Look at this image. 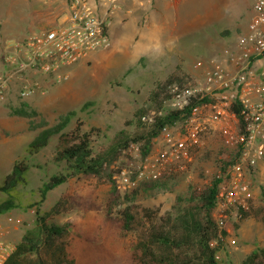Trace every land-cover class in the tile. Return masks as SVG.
I'll return each mask as SVG.
<instances>
[{"label":"rangeland","instance_id":"rangeland-1","mask_svg":"<svg viewBox=\"0 0 264 264\" xmlns=\"http://www.w3.org/2000/svg\"><path fill=\"white\" fill-rule=\"evenodd\" d=\"M252 2L129 0L122 6V11L128 14L120 12L118 16L120 26L114 39L111 33L115 25L110 27V48L93 52L70 66L69 78L61 83L33 71L31 76L41 82L44 93L25 99L16 96L15 87L7 93L0 102V183L11 171L15 160H24L28 170L27 182L19 185L14 194L17 206L0 213V223L6 227L5 237L13 248L26 234L36 241L34 250L23 251L18 256L22 264H55L67 260L74 241L72 234L65 231L47 241L36 215L37 208L39 212L49 210L64 194L69 197L78 193L87 197L92 193L95 207L84 212L67 199L62 202L59 214L49 222L54 225L71 223L79 227L94 225L106 213L111 178H117L122 169L128 171L135 184L121 190L120 203L112 210L116 217L123 218L122 213L126 210L132 215L130 229L115 240L119 253L125 256L152 226L168 224V216H175L186 204L192 187L201 188L219 175V153L232 154L237 152V147L225 140L217 124L203 136L200 144L190 150L188 159L174 153L176 145L166 144L162 138H157L144 161L140 158V148L125 149L117 158L111 159L103 178L71 176L50 190L37 205L39 186L52 174L64 171V161L56 158L57 150L63 144L61 138L54 135L37 152L29 154L26 148L41 129L58 123L69 112L74 114L64 130L77 124H81L84 131L98 128L100 137L97 140L100 143L108 141L121 129L135 130L137 118L134 113L141 107H148L149 91L181 64L168 53L178 52L175 46L179 43L184 49L183 54L194 59L182 63V67L191 72L195 57H213V44L228 42L226 37L219 36V32L229 30L232 35L228 38H233V31L238 32L249 25ZM64 3V0H0V43L3 44L9 36L21 39L26 34L51 26L64 11ZM187 32L189 35L183 39ZM164 48L170 51L162 59ZM100 52H103L102 57L91 58ZM22 103L26 105L27 112L35 114L31 117L13 114L12 109ZM128 120L131 124H126ZM180 164H183L182 168H179ZM256 165V172L246 176L250 182V214L242 220L228 219L227 222L238 226L224 238L223 250L217 254L218 264H239L251 251L264 248L261 199L264 156ZM151 169L157 172L156 178L151 177ZM7 197L0 191V202ZM153 246L157 252H166V249Z\"/></svg>","mask_w":264,"mask_h":264},{"label":"built area","instance_id":"built-area-1","mask_svg":"<svg viewBox=\"0 0 264 264\" xmlns=\"http://www.w3.org/2000/svg\"><path fill=\"white\" fill-rule=\"evenodd\" d=\"M64 1V11L51 26L4 42L0 57V102L14 87L19 99L44 93L41 82L31 76L33 71L61 83L69 78L70 66L93 52L110 48L113 17L129 0ZM251 11L250 28L240 33L231 47L220 55L196 60L187 86L169 83L166 89L171 97L161 108L149 106L139 118L150 125L157 116L179 112V120L173 126H164L157 138L176 145L174 153L184 159L217 124L225 140L237 147L238 159L219 185L214 213L219 229L230 217L239 220L240 210L248 207L247 170L264 156V0H253ZM193 98L201 101L191 106ZM233 105L237 106L240 119L230 110ZM139 148L138 143L131 142L127 149ZM182 167L180 164L179 168ZM151 177H157L152 169ZM117 180L123 191L135 184L125 169L119 171ZM6 232L0 223V264L14 250Z\"/></svg>","mask_w":264,"mask_h":264},{"label":"trees","instance_id":"trees-1","mask_svg":"<svg viewBox=\"0 0 264 264\" xmlns=\"http://www.w3.org/2000/svg\"><path fill=\"white\" fill-rule=\"evenodd\" d=\"M189 80L190 72L177 65L164 80L158 82L149 91L148 107L161 108L164 101L171 97L166 89L169 83L177 82L181 87H186ZM200 101L198 98H193L190 105H195ZM148 107H141L134 113L137 118L135 130L121 129L106 142H98L100 130L95 127L84 131L81 124H77L74 128L65 131L64 128L70 123L73 112L63 116L58 123L41 129L28 142L26 151L29 154L37 152L47 145L52 136L58 135L63 145L57 150L56 158L64 161L65 167L64 171L52 174L39 186L40 199L35 204L38 205L50 190L66 182L71 176L86 179L103 178L106 166L111 159L117 158L120 153L127 150L131 141L139 144L140 158L144 161L150 155L155 139L162 128L173 126L179 120V112H166L162 116H157L153 124L145 125L139 118ZM25 108L26 105L22 103L19 107L12 109V113L23 117H31L35 114L33 111L27 112ZM230 110L240 119L237 106H231ZM126 124H131V121L128 120ZM241 125L240 123L239 127L243 130ZM237 159L238 152L228 154L221 151L217 157L219 175L213 177L209 184L201 188L192 187L186 204L175 216H168V224L164 227L152 226L145 232V237L132 246L125 256L119 253L115 240L125 235L133 219L127 210L122 213L123 218L112 215V210L121 199V189L114 176L110 181L106 213L94 225L79 227L71 223L54 225L49 222L54 215L59 214L62 202L67 199L84 212L94 209L95 202L92 193L87 197L78 193L69 197L64 194L49 210L39 212L37 208V219L47 241L54 236L62 235L65 231H69L74 238L67 254V260L57 261L55 264H218L217 254L223 250L224 238L238 225L234 222H227L219 229L213 213L217 204L219 185L227 178L231 165ZM27 170L28 165L24 160H15L11 171L3 177L0 191L6 193L8 197L0 202V213L17 206L14 194L19 185L27 182ZM256 170L257 165L249 168L246 175L252 176ZM261 194L264 213V189ZM249 209L250 201L247 208L240 210V220L249 216ZM262 220L264 221V215ZM211 242H214L213 245H210ZM35 244L36 241L26 234L3 264H22L18 256L23 251L34 250ZM154 244L166 249V252H157ZM239 264H264V248L251 251Z\"/></svg>","mask_w":264,"mask_h":264},{"label":"crops","instance_id":"crops-1","mask_svg":"<svg viewBox=\"0 0 264 264\" xmlns=\"http://www.w3.org/2000/svg\"><path fill=\"white\" fill-rule=\"evenodd\" d=\"M64 7H65V3H64ZM123 10V9H122ZM122 10H120V11H118L115 15H114V17H113V20H112V24H111V26H114L115 25V27H114V29H113V33H111L112 34V39H114V35H115V32L117 31V28L120 26V20H119V15H120V12H122V13H126V15L128 14V12H124V11H122ZM250 27H249V25H247V26H245V27H243V28H241V30H239L238 32H235V31H233V38H228V37H230L231 35H232V33H231V31H229V30H224L223 32H219L220 34H219V36L220 37H226L227 38V40H228V42H217V44H213V50H212V52L214 53V55L215 56H217V55H220V54H222L228 47H231L232 45H233V43L235 42V39H236V37L240 34V33H243V32H246L248 29H249ZM189 33L190 32H187L186 34H184V37H183V39H185L186 38V36L187 35H189ZM30 34V33H29ZM26 35H28V34H26ZM26 35H24L23 37H25ZM22 37V38H23ZM7 39H12L10 36L7 38ZM182 39V40H183ZM3 42H5V41H3ZM4 44V43H3ZM3 44L2 43H0V57H1V55H2V49H3ZM176 48H178V52H174V51H172L171 53L172 54H169L168 53V55L170 56V57H172V58H175V60H177L178 61V63H181V64H178V65H180V66H183L182 65V63L183 64H186V63H189L191 60H194V59H191V58H188L185 54H183V51H184V49L182 48V46L180 47L179 46V43L175 46ZM167 51H170V49H167V48H164V50H162L161 52V57H162V59L164 58H166V53H167ZM183 55H185V56H183ZM103 56V52H100V54H97V53H95V54H93V55H91V58H100V57H102ZM214 57V56H213ZM209 57H206V59H208ZM195 59L196 60H199V59H202V60H205V58H200V57H195ZM191 69V68H190ZM192 70V69H191ZM193 71V70H192ZM191 71V72H192Z\"/></svg>","mask_w":264,"mask_h":264}]
</instances>
